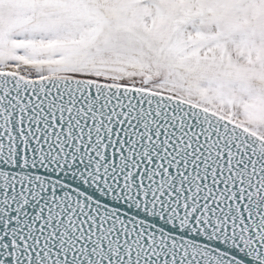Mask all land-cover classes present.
<instances>
[{
    "label": "snow or ice",
    "instance_id": "snow-or-ice-1",
    "mask_svg": "<svg viewBox=\"0 0 264 264\" xmlns=\"http://www.w3.org/2000/svg\"><path fill=\"white\" fill-rule=\"evenodd\" d=\"M0 264H264V0H0Z\"/></svg>",
    "mask_w": 264,
    "mask_h": 264
}]
</instances>
